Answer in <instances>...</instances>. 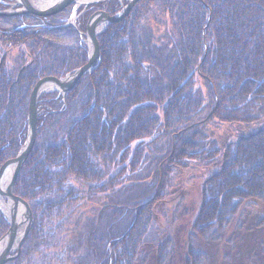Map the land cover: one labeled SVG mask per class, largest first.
Here are the masks:
<instances>
[{"label": "trees", "instance_id": "16d2710c", "mask_svg": "<svg viewBox=\"0 0 264 264\" xmlns=\"http://www.w3.org/2000/svg\"><path fill=\"white\" fill-rule=\"evenodd\" d=\"M71 10L0 17V166L35 82L87 61ZM97 41L92 73L39 98L13 190L33 226L6 264H238L240 245L215 249L239 210L264 208V0H143Z\"/></svg>", "mask_w": 264, "mask_h": 264}, {"label": "water", "instance_id": "95a60500", "mask_svg": "<svg viewBox=\"0 0 264 264\" xmlns=\"http://www.w3.org/2000/svg\"><path fill=\"white\" fill-rule=\"evenodd\" d=\"M51 4H40L33 0H14L15 5H19L17 9H11V6L7 10H0V16H29L34 15L37 17H47L54 15L64 10L69 5H73L72 13L63 26H71L76 28V11L80 7H87L98 3H107L110 0H47ZM122 0H119L121 2ZM127 3L121 8V10L113 15L106 13L103 10L94 12L86 23L85 33L79 32L80 36H84L83 41L88 48V60L81 67L74 69L72 72L65 74L61 78L44 77L39 79L32 87L29 94L28 111H27V132L24 143L22 144L16 157L7 160L0 166V197L11 204V210L4 211L0 203V212L8 223L7 231L0 237V264L13 260L15 256H9L11 250L15 249L18 253L22 243L24 242L32 225V213L28 203L22 198L13 194V187L17 176L19 175L21 168L28 158L32 147L34 145L36 130H37V102L42 94L56 92L59 96H64L67 91L71 90L75 83L86 73H91L96 68V63H99L101 58L99 45L97 42V36L104 31L105 28L113 23H116L123 19L132 7L142 0H126ZM177 1V0H172ZM36 3V4H35ZM9 169L10 179L5 184V189L2 190L1 178L4 172ZM20 205L22 208L23 219L18 224L17 214L15 206ZM23 226V230L20 231V227Z\"/></svg>", "mask_w": 264, "mask_h": 264}, {"label": "rangeland", "instance_id": "374dc122", "mask_svg": "<svg viewBox=\"0 0 264 264\" xmlns=\"http://www.w3.org/2000/svg\"><path fill=\"white\" fill-rule=\"evenodd\" d=\"M119 2V0H117ZM123 1H126V0H122L120 3V9L116 12H113L112 14L108 13L105 11L104 9V4L105 3H98V4H95V5H101V7L99 8H96L93 10L92 14L96 11H100V10H103L105 11L106 13L110 14V15H113L117 12H119L121 10V8L123 6H125L126 4H123ZM14 1L12 0L11 2H5V1H2V3L6 6V8L4 9H0V10H7L10 8L11 6V9H17L19 8V6L15 5L13 3ZM109 2V1H108ZM107 2V3H108ZM140 2V1H139ZM127 3V1H126ZM138 3V2H137ZM136 3V4H137ZM135 4V5H136ZM72 5V4H71ZM95 5H92V6H95ZM70 6V5H69ZM91 6V5H90ZM90 6H87L86 8L84 7H80L79 10L77 11L76 13V21L78 19V17L84 13V11H86V9H88V7ZM67 8V7H66ZM65 8V9H66ZM133 8V7H132ZM72 9H73V5H72ZM63 11V10H62ZM131 11V10H130ZM129 11V12H130ZM61 12V11H60ZM59 13V12H58ZM72 13V10L70 12V15ZM57 14V13H56ZM91 14V15H92ZM55 15V14H54ZM90 15V16H91ZM29 16H34V15H29ZM52 16V15H51ZM89 16V17H90ZM2 17V16H0ZM8 17V16H7ZM19 17H24V16H19ZM37 17V16H35ZM48 17V16H47ZM70 17V16H69ZM88 17V19H89ZM87 19V20H88ZM122 20V19H121ZM120 20V21H121ZM119 22V21H118ZM87 23V22H86ZM117 23V22H116ZM66 24V23H65ZM114 24V23H113ZM64 25V24H63ZM62 25V26H63ZM77 29H75L78 34L79 32H82V33H85V30H86V27H85V30L84 31H80L78 29V27H76ZM80 36V35H79ZM83 42V41H82ZM98 42V41H97ZM84 43V42H83ZM85 44V43H84ZM99 45V44H98ZM86 46V44H85ZM87 48V46H86ZM100 50V49H99ZM87 53H88V48H87ZM101 54V53H100ZM87 60H88V54H87ZM101 60V58H100ZM100 60H99V63H100ZM87 62V61H86ZM85 62V63H86ZM84 63V64H85ZM99 63L95 64L96 67L99 65ZM81 67V66H80ZM56 78V77H55ZM41 79V78H40ZM39 80V79H38ZM37 80V81H38ZM36 81V82H37ZM35 82V83H36ZM53 93H56V92H53ZM29 102V101H28ZM46 108L45 106H42V107H39L37 109V112L38 110L40 112L43 111V109ZM38 115V114H37ZM38 117V116H37ZM38 122V121H37ZM26 132H27V128H26ZM35 142V141H34ZM24 143V142H23ZM22 146V145H21ZM21 148V147H20ZM19 148V150H20ZM33 149V147H32ZM18 150V152H19ZM17 152V153H18ZM17 155V154H16ZM16 155L13 157L15 158ZM11 158V159H13ZM27 160V159H26ZM6 162V161H5ZM25 163V162H24ZM24 165V164H23ZM22 169V168H21ZM13 190H14V187H13ZM14 194V192H13ZM15 195V194H14ZM17 196V195H15ZM19 197V196H18ZM21 198V197H20ZM23 199V198H22ZM25 200V199H23ZM26 201V200H25ZM0 203L1 205H3L4 203L7 204V201H5L3 198L0 197ZM30 207V206H29ZM31 209V208H30ZM1 213V212H0ZM32 213V211H31ZM2 214V213H1ZM3 216V215H2ZM4 218V217H3ZM5 219V218H4ZM6 221V220H5ZM7 223V221H6ZM8 225V223H7ZM33 226V216H32V225H31V228ZM31 228L29 230V232L31 231ZM8 229V228H7ZM23 230V226L20 227V231ZM7 231V230H6ZM28 232V234H29ZM235 233L237 234V237H234L235 236ZM27 234V235H28ZM60 235V234H59ZM27 237V236H26ZM59 237V240L57 241V243H65L66 242V239H67V234L66 232H63L61 233ZM26 240V238H25ZM24 240V242H25ZM24 242L22 243L18 253L16 254V250L13 249L10 251L9 253V256H16V258L20 255L21 253V248L24 244ZM235 245H240L238 246V250H237V255L240 254V256H238V264H264V208L260 205V203L256 202V203H253V205L251 206H247V207H244L242 208L241 210H239V212L235 215V217L233 218L231 224L228 226V228L226 229L225 233H224V236H223V239L222 241L218 244V247L215 249L216 253L218 252V258H220V261L221 259L223 258V254H224V249L226 250L227 246L231 247V246H235ZM66 246V245H65ZM60 249V248H59ZM233 258H234V255H233ZM15 260V259H14ZM13 260H10L8 262H11ZM6 262V263H8ZM222 262V261H221ZM5 263V264H6Z\"/></svg>", "mask_w": 264, "mask_h": 264}, {"label": "bare ground", "instance_id": "6f19581e", "mask_svg": "<svg viewBox=\"0 0 264 264\" xmlns=\"http://www.w3.org/2000/svg\"><path fill=\"white\" fill-rule=\"evenodd\" d=\"M14 1V0H13ZM34 2H36V3H38V4H40L42 7H44V5L43 4H48V2L49 1H47V0H33ZM86 1H88V0H86ZM143 1V0H142ZM35 3V4H36ZM49 4H51L50 2H49ZM48 4V5H49ZM106 4V3H105ZM17 6H19V5H17ZM90 7H92V5L90 6ZM134 7V6H133ZM79 10V9H78ZM77 10V11H78ZM77 11H76V13H77ZM75 25H76V21H75ZM111 25V24H110ZM110 25H108L106 28H105V30L103 31L102 30V32L101 33H99V35L100 34H102V33H104L107 29H108V27L110 26ZM76 27H77V25H76ZM98 35V36H99ZM97 36V37H98ZM81 37V40L82 41H84L85 40V37L84 36H80ZM95 70V69H94ZM93 72V71H92ZM91 72V73H92ZM86 74H90V73H86ZM85 75V74H84ZM41 97V96H40ZM39 97V98H40ZM38 102H39V99H38ZM38 102H37V104H38ZM10 160V159H9ZM7 161V160H6ZM11 170H9V169H7L5 172H4V174H3V176H2V178H1V181H2V183H1V188H2V190L3 189H5V184L9 181V179H10V172ZM18 177V176H17ZM17 179V178H16ZM15 183H16V180H15ZM15 183H14V185H15ZM29 205V204H28ZM2 208L4 209V211H6V212H8V214H9V212H10V210H11V204H3L2 205ZM15 209H16V214H17V223L19 224L20 222H21V220L23 219V213H22V208H21V206L20 205H17V206H15ZM21 226V225H20ZM14 259H16V257L14 258ZM13 259V260H14Z\"/></svg>", "mask_w": 264, "mask_h": 264}]
</instances>
